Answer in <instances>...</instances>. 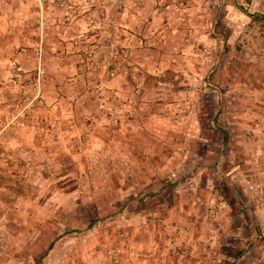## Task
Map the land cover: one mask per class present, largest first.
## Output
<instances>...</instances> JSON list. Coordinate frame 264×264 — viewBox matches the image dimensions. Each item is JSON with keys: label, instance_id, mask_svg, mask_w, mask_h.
Wrapping results in <instances>:
<instances>
[{"label": "rangeland", "instance_id": "1", "mask_svg": "<svg viewBox=\"0 0 264 264\" xmlns=\"http://www.w3.org/2000/svg\"><path fill=\"white\" fill-rule=\"evenodd\" d=\"M0 264H264V0H0Z\"/></svg>", "mask_w": 264, "mask_h": 264}, {"label": "trees", "instance_id": "2", "mask_svg": "<svg viewBox=\"0 0 264 264\" xmlns=\"http://www.w3.org/2000/svg\"><path fill=\"white\" fill-rule=\"evenodd\" d=\"M223 138H224V141L227 142L228 139H229V134L226 130H223Z\"/></svg>", "mask_w": 264, "mask_h": 264}]
</instances>
